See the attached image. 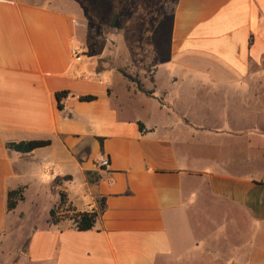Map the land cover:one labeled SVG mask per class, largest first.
Returning a JSON list of instances; mask_svg holds the SVG:
<instances>
[{
  "label": "crops",
  "instance_id": "obj_1",
  "mask_svg": "<svg viewBox=\"0 0 264 264\" xmlns=\"http://www.w3.org/2000/svg\"><path fill=\"white\" fill-rule=\"evenodd\" d=\"M100 1L76 5L97 21ZM136 5V65L152 66L153 82L126 72L132 63L99 62L89 20L69 3L0 0V233L11 218L21 232L22 207L48 196L50 210L62 191L74 212L104 199L103 213L78 231L48 211L18 236L27 264H264V0ZM144 21L155 35L166 25L164 43L146 44ZM23 141L50 144L6 148ZM102 157L109 165L94 170Z\"/></svg>",
  "mask_w": 264,
  "mask_h": 264
},
{
  "label": "rangeland",
  "instance_id": "obj_2",
  "mask_svg": "<svg viewBox=\"0 0 264 264\" xmlns=\"http://www.w3.org/2000/svg\"><path fill=\"white\" fill-rule=\"evenodd\" d=\"M59 1L67 2L71 6L77 8L78 12L86 17V21L89 20L88 26L90 33L88 34V42H91L89 47L91 46L92 48L89 51L102 56V60L100 59L99 62L105 61L109 64L125 61L127 64L132 63L131 70L128 69L130 68V66H128V68L125 69L126 72L132 73V75L137 76L139 79H141L142 76L146 79L152 77V66L144 75L141 67L136 65V62L140 63L144 61V59L138 57L136 53L139 40L136 37L138 27L136 0H101L97 2L93 5L92 10L97 16V21L93 18V15L89 14L88 8L85 9L83 5H79L80 7L78 4L76 5L77 0ZM111 10H113L112 15L110 14ZM113 15L115 16L112 19ZM140 25L141 27H145V29L151 27L148 30V35L145 36L147 45H152V42L154 44H156V42L164 43L166 25H164L161 32L156 33V35L153 33L155 27L152 22L144 21L140 23ZM46 179L50 181V178L46 177ZM52 200L53 198L46 196L36 207L27 206L26 204L22 207V212L24 214H21L19 218L24 227L21 232L12 231L11 218L10 229L0 233V264H27L25 258L20 256V252L24 251L25 245L21 247V251L17 249L20 238L25 237L29 224L34 222H45L48 216V208L50 204H52ZM66 217V214H62L61 216L55 214V219L60 220Z\"/></svg>",
  "mask_w": 264,
  "mask_h": 264
},
{
  "label": "trees",
  "instance_id": "obj_3",
  "mask_svg": "<svg viewBox=\"0 0 264 264\" xmlns=\"http://www.w3.org/2000/svg\"><path fill=\"white\" fill-rule=\"evenodd\" d=\"M114 16L115 15L112 16V19L114 18ZM120 72L128 81L133 82L136 85V88L138 89V91H140L147 97L153 96V91L144 90L142 87V84L137 79V77H132L123 71H120ZM150 81L153 82L152 77H150ZM68 95L69 93L67 91H62L56 94L58 109L62 110L63 106L61 104V101L64 98H66ZM79 100L84 101V102H91L95 100V97L94 96H83V97H79ZM139 129L140 131H143V126L141 124H139ZM49 144H50V141H23L19 143H6V148L12 151L18 152V153L25 154V153H30L37 148L46 147ZM100 144H101V149H102V139H100ZM66 179L67 177L56 178L54 180V183L58 185L60 184L62 180H66ZM22 192H23V188L21 187L8 192L7 203H6V208L8 212L12 211L16 207V204L18 201H21L24 199ZM58 196H59L58 204L49 210L50 222L52 223H56L57 221H59V219H55V214L57 210L60 208H64L65 211L73 212V217L71 218L73 220L75 228L78 231H87L94 227L96 220L103 213L104 199H101L98 201V205H99L98 210L92 209L90 211L74 212L71 206L67 205L66 196L62 191H58Z\"/></svg>",
  "mask_w": 264,
  "mask_h": 264
},
{
  "label": "built area",
  "instance_id": "obj_4",
  "mask_svg": "<svg viewBox=\"0 0 264 264\" xmlns=\"http://www.w3.org/2000/svg\"><path fill=\"white\" fill-rule=\"evenodd\" d=\"M108 165H109V161L105 157H102L98 161L92 163V168L94 170L95 169H102L104 167H107ZM62 214H68V215L70 214V216L73 217V213L71 211L70 212L65 211L64 208L58 209L56 212V215L61 216Z\"/></svg>",
  "mask_w": 264,
  "mask_h": 264
}]
</instances>
